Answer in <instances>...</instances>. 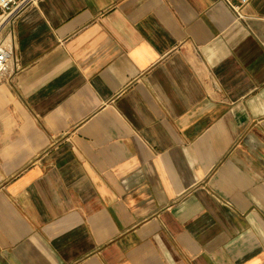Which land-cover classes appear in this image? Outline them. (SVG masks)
Returning <instances> with one entry per match:
<instances>
[{"label": "crops", "instance_id": "crops-1", "mask_svg": "<svg viewBox=\"0 0 264 264\" xmlns=\"http://www.w3.org/2000/svg\"><path fill=\"white\" fill-rule=\"evenodd\" d=\"M0 83V264H264V0H37Z\"/></svg>", "mask_w": 264, "mask_h": 264}, {"label": "built area", "instance_id": "built-area-1", "mask_svg": "<svg viewBox=\"0 0 264 264\" xmlns=\"http://www.w3.org/2000/svg\"><path fill=\"white\" fill-rule=\"evenodd\" d=\"M37 0H0V83L7 77L9 68L17 70L15 41L16 22L24 9ZM238 17L250 0H220Z\"/></svg>", "mask_w": 264, "mask_h": 264}]
</instances>
